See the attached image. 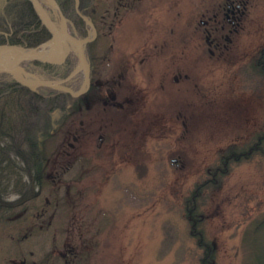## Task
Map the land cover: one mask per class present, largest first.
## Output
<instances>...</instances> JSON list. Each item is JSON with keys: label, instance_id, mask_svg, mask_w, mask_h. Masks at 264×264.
<instances>
[{"label": "rangeland", "instance_id": "obj_1", "mask_svg": "<svg viewBox=\"0 0 264 264\" xmlns=\"http://www.w3.org/2000/svg\"><path fill=\"white\" fill-rule=\"evenodd\" d=\"M224 3L89 0L87 22L60 11L72 37L91 40L85 75L72 74L73 53L51 78L33 62L20 69L45 82L70 75L63 85L85 92L68 118L54 114L42 185L22 176L0 188V264H201L186 218L192 197L211 263L255 264L264 252V157L252 152L226 167L221 159L264 132V0H245L238 25L221 31ZM123 54L131 76L111 87L128 74L114 65ZM169 74L180 76L176 84ZM125 84L132 102L121 105Z\"/></svg>", "mask_w": 264, "mask_h": 264}, {"label": "trees", "instance_id": "obj_2", "mask_svg": "<svg viewBox=\"0 0 264 264\" xmlns=\"http://www.w3.org/2000/svg\"><path fill=\"white\" fill-rule=\"evenodd\" d=\"M55 1L65 17L72 16L76 21L81 22L82 19L79 14L76 15L73 8L80 11L81 15H89L86 6L89 0H78L77 9L73 7L74 0ZM71 11L72 15L69 14ZM48 39L49 32L27 0H7L4 7L0 8V45L34 48ZM35 65L40 70L41 67L45 68L41 70L44 78H51L50 71L55 65ZM257 67L264 71V50L258 55ZM92 91L93 95L95 93L97 95L96 88ZM80 96L83 97L84 94ZM78 103L79 97H73L62 90L58 91L46 86L38 87L37 90L30 89L16 82L10 75L0 74V188L7 185L6 183L11 186L13 183L14 186L22 176H26L31 183H37V186L42 185L45 167L42 151L46 141L53 137L54 114L62 119L68 118L71 111L78 108ZM252 152L264 157V132L256 135L255 141L248 150L240 153L231 151L221 161L226 167L229 161H239L242 157H248ZM218 171L221 170H216L214 175ZM208 183L205 181L198 187V191ZM190 202L196 207L195 197L186 200V207ZM193 206L191 209H186L191 235L197 238L199 248L203 252L200 259L201 264H212L213 247L204 242L200 233L194 232V226L200 219L195 215L196 208ZM255 264H264V252L257 256Z\"/></svg>", "mask_w": 264, "mask_h": 264}, {"label": "water", "instance_id": "obj_3", "mask_svg": "<svg viewBox=\"0 0 264 264\" xmlns=\"http://www.w3.org/2000/svg\"><path fill=\"white\" fill-rule=\"evenodd\" d=\"M27 1L31 4L36 15L39 17V19L41 20L43 25L47 28V30L50 33V38L48 41V44H49L48 54L44 58H39V56L36 53V49H24L22 47H18L21 49V51H17V52H14V53L7 55V57L4 59V61L0 64V74L1 73H7V74L11 75V77L16 82H18L21 85L26 86V87L49 86V87H56V88H64V86L62 85V81H59V82H39L36 84L27 83L25 80L19 78L15 74V72L11 71L9 68V65L14 60H16L18 57H20L26 61H34V62L39 63V64H56L55 62H53L51 60V58H52L53 50H54L55 43H56V40H57V37L59 35L60 30L56 26V24L53 22V20L49 16L48 12L46 11V9L43 7V5L40 2H38L37 0H27ZM72 39L77 41V43H78V51H77L78 63L84 62L85 57H84V53H83V44L85 42H88L89 40H85V39L84 40H78L74 37H72ZM5 47H8V46H5ZM64 89H65V91L74 95L68 89H66V88H64ZM82 92L83 91H80V92L76 93V95H79ZM98 142L99 143L101 142V138H99Z\"/></svg>", "mask_w": 264, "mask_h": 264}, {"label": "bare ground", "instance_id": "obj_4", "mask_svg": "<svg viewBox=\"0 0 264 264\" xmlns=\"http://www.w3.org/2000/svg\"><path fill=\"white\" fill-rule=\"evenodd\" d=\"M41 4H43V0H37ZM53 11L57 12V7L54 5L52 0H44ZM47 11V10H46ZM48 12V11H47ZM49 13V12H48ZM50 15V14H49ZM56 24V23H55ZM57 27H59V35L57 37L55 47L53 50L52 58L51 60L55 63H63L65 59L70 54H77L78 51V43L77 41L72 39V36L68 33L67 25L64 19H60V23L56 24ZM49 50V44L48 42L43 43L39 49H36V53L39 56V58H44L47 56ZM21 51L20 48L16 46H8V47H0V64L4 61V59L7 57V55ZM24 59L18 57L16 60H14L10 65L9 68L11 71L15 72V74L20 76V63ZM87 62H81L78 63L74 69L73 74L81 72L82 75H85L87 70ZM22 77V76H20ZM27 83L30 84H36L39 83V79L35 78L34 76H23L22 77ZM85 83V82H84ZM83 83V85H84Z\"/></svg>", "mask_w": 264, "mask_h": 264}, {"label": "flooded vegetation", "instance_id": "obj_5", "mask_svg": "<svg viewBox=\"0 0 264 264\" xmlns=\"http://www.w3.org/2000/svg\"><path fill=\"white\" fill-rule=\"evenodd\" d=\"M244 10H245V0H225L224 5L222 6V16H223L225 22L220 26V30L222 31V30L226 29L227 25L229 27H234L235 25H238V22L240 21L241 16L244 14ZM213 16L215 17V15H213ZM229 32H231V31L229 30ZM206 41L208 43V41H209L208 40V37L206 38ZM213 47H214V49H217L218 48V45H214ZM209 53H210V55L213 54L212 51H209ZM116 61L117 62L114 65L116 66V69L118 68V70L120 71V73L122 75L128 73V71L131 70L130 69V67H131V58L128 55L123 54L120 57H118L116 59ZM125 66H126V68H124ZM113 68H114V66H113ZM170 75L171 74H169L167 76H170ZM129 76H131V74L128 73L126 76H124L125 78H122L121 81H120V79H121L120 78L118 80V82H117V79L116 80L114 79L112 81L111 87H115L116 85L117 86H120V85L124 84L127 81V79L129 78ZM112 77L114 78V76H112ZM170 77L173 80V83H175V84L180 79V76H170ZM115 78H117V76ZM128 81H129V79H128ZM125 85H126L125 88L123 87L120 90L121 93H118V95L116 97L117 100L120 102L121 105H123L121 102H124L125 104L132 102V100L128 97V95L127 96H124V94H125L124 91L125 92L127 91L126 93H129L130 94V92L128 90H131V89H128L127 88V84H125ZM133 87L134 86H131L132 89L135 88V87L134 88ZM183 87L184 88L179 89V90L178 89L176 90V88H173L172 90L174 92H182V91L188 90L187 87H185V86H183ZM99 138H101V141H102V137L100 136ZM99 138H98V140H99ZM100 143L98 142V146L100 145ZM172 161L175 162L176 160L173 159ZM32 183L37 186V183H35V182H32ZM37 187H39V186H37ZM29 253L31 254V251H29ZM16 263H17V260H16L15 257H12L10 259V261H9V264H16ZM30 264H32V263H30Z\"/></svg>", "mask_w": 264, "mask_h": 264}]
</instances>
